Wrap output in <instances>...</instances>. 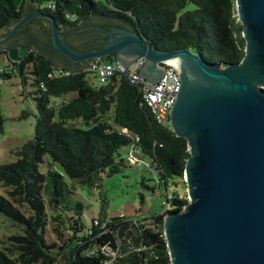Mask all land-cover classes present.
I'll return each mask as SVG.
<instances>
[{"label":"trees","instance_id":"16d2710c","mask_svg":"<svg viewBox=\"0 0 264 264\" xmlns=\"http://www.w3.org/2000/svg\"><path fill=\"white\" fill-rule=\"evenodd\" d=\"M107 2L0 0V28L20 20L29 10H38L52 16L61 30L72 31L94 21L100 26L117 24L113 26L137 31L155 50L190 47L217 66L238 63L245 56L246 39L236 0ZM39 19L49 24L50 37L51 21ZM11 61L25 84L33 79L35 89L30 94L38 113L33 138L12 151L15 161L0 163V183L7 192V196L0 194V214L23 228L22 234L4 241L0 264H172L165 216L188 202L185 188L175 190L178 182H171L175 177L184 180L191 156L188 139L177 135L170 122H158L139 87L123 75L96 85L90 81L89 74L94 72L89 63L71 61L62 66L36 50ZM8 71L0 70V76L11 75ZM4 123L0 104V133ZM132 144L139 148L141 158H149L148 167L157 173L158 185L165 188V204L172 209L149 219L101 214V220L108 221L105 229L94 226L89 234L86 206L67 198L76 190L68 179L100 186L104 175L133 165L121 153ZM47 155L52 162L41 171ZM53 163H59L62 172ZM49 202L59 208L58 213L51 212ZM49 214L53 230L63 242L59 248L45 236ZM65 232L70 236L67 239ZM108 251H114L115 257Z\"/></svg>","mask_w":264,"mask_h":264},{"label":"water","instance_id":"95a60500","mask_svg":"<svg viewBox=\"0 0 264 264\" xmlns=\"http://www.w3.org/2000/svg\"><path fill=\"white\" fill-rule=\"evenodd\" d=\"M246 53L238 63L217 66L190 47L153 49L128 27H91L108 39L94 50L71 46L54 18L35 10L9 26L0 44L36 18L51 21V46L69 60L133 65L139 76L159 84L162 62L179 64L181 89L170 118L174 132L188 139L191 156L184 178L188 199L165 216L172 264H264V0H236ZM11 48L9 58L27 56ZM88 66V65H87ZM90 68V66H89Z\"/></svg>","mask_w":264,"mask_h":264},{"label":"rangeland","instance_id":"374dc122","mask_svg":"<svg viewBox=\"0 0 264 264\" xmlns=\"http://www.w3.org/2000/svg\"><path fill=\"white\" fill-rule=\"evenodd\" d=\"M99 1L108 3L107 0ZM5 68L9 69L8 72L11 75L7 77L0 76V104L5 118L4 131L0 133V163L15 161L16 157L12 151L20 148L26 141L33 138L38 113L36 102L30 94L35 89V86L32 85L33 79L29 78L28 83L25 84L16 70L14 72L13 62L8 55L0 56V70ZM89 76L90 81L97 85L95 74L90 73ZM24 113L26 116H23ZM130 149L131 145L121 150L123 157H127ZM144 158L147 162H150L149 158ZM49 161L52 162V158L47 155L45 162L40 165L41 171H46L49 168ZM53 166L57 171L62 172L59 163H53ZM175 181L178 182V186L174 185L175 190L183 191L185 188L188 192L187 183H184L185 179L175 177L171 180L173 184ZM68 182L76 186V190L75 194H69L67 198L84 203L86 206L84 211L86 224L93 217H99L101 214L106 215L108 218L129 216L149 219L165 209H172L171 205L168 207L165 204V188L158 185L157 173L145 164L127 165L118 173L110 176L104 175L101 185L96 187L76 184L71 179H68ZM0 194L7 196L6 189L1 183ZM142 195H144V198H142ZM49 208H51L52 213L59 212V208L51 202H49ZM53 225L51 214H49L45 236L49 243H55L59 248L63 245V242L59 240L54 232ZM22 233V226L0 214V248L3 247L7 237ZM69 237L65 232L64 238ZM62 262H64L63 257Z\"/></svg>","mask_w":264,"mask_h":264},{"label":"built area","instance_id":"2783aa9c","mask_svg":"<svg viewBox=\"0 0 264 264\" xmlns=\"http://www.w3.org/2000/svg\"><path fill=\"white\" fill-rule=\"evenodd\" d=\"M144 63L145 59L139 58L133 65L125 68L116 60L104 61L96 59L92 61L89 69L95 73L99 85L108 83L114 76H125L132 84L139 87L143 100L150 108L155 119L161 123L170 122V113L181 89L179 64L174 59L162 62L161 65L164 69V77L160 79L159 84H154L147 79L141 78L138 74ZM140 153L139 148L135 144H132L127 155L128 161L133 165L145 164L149 166V162L141 158ZM107 222L108 221H102L100 217H94L87 224V232L89 234L92 233L94 226L105 229ZM102 232L103 231H100L99 234ZM105 249H107V247L102 248V250ZM108 253L111 257H115L116 255L114 251H108ZM105 264H108V262Z\"/></svg>","mask_w":264,"mask_h":264},{"label":"flooded vegetation","instance_id":"af4514ba","mask_svg":"<svg viewBox=\"0 0 264 264\" xmlns=\"http://www.w3.org/2000/svg\"><path fill=\"white\" fill-rule=\"evenodd\" d=\"M29 11L30 12H28V14L34 10ZM94 23L98 24L97 21H94L93 23L83 24L79 27V29H74L72 31L63 29L62 33L65 36L67 42L74 48L80 50H94L103 45V39L106 40L109 37L100 31L91 30V27L95 26ZM113 25L117 24H106L103 27H115ZM49 28V24L39 18L32 20L30 23L20 29L11 39L3 44H0V56L8 55L9 57L11 48H17L19 49L18 53H21V48L23 46H27V53H31L36 50L47 55L59 65L68 66L71 60H68L64 54L51 46V40L49 39L50 37L48 35ZM8 33L9 31L7 29H3V27L0 28V39L7 36ZM88 62H85L84 64L86 65Z\"/></svg>","mask_w":264,"mask_h":264},{"label":"clouds","instance_id":"9594fccd","mask_svg":"<svg viewBox=\"0 0 264 264\" xmlns=\"http://www.w3.org/2000/svg\"><path fill=\"white\" fill-rule=\"evenodd\" d=\"M114 58V57H113ZM114 60V59H113ZM116 60V59H115ZM107 61V60H106ZM171 119V118H170ZM170 123H171V121H170ZM185 179V178H184ZM186 182V181H185ZM188 201H189V199H188Z\"/></svg>","mask_w":264,"mask_h":264}]
</instances>
